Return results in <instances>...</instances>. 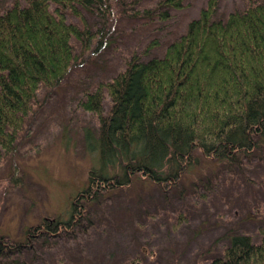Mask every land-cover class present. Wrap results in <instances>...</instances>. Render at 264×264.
Here are the masks:
<instances>
[{"label": "trees", "instance_id": "16d2710c", "mask_svg": "<svg viewBox=\"0 0 264 264\" xmlns=\"http://www.w3.org/2000/svg\"><path fill=\"white\" fill-rule=\"evenodd\" d=\"M218 1H208L163 57L142 60L158 45L152 41L128 57L116 76L85 94L80 107L98 119L97 136H87L98 164L89 169L67 220L44 217L24 232L23 242L0 234L1 253L73 234L84 224L88 203L137 182L170 192L198 163V154L240 165L264 145V2L249 0L243 11L222 20L215 19ZM113 2L15 0L0 11V161L13 151L39 90L58 87L78 56L107 43ZM189 5V0H160L135 14L168 21L171 10ZM66 11L81 18L83 28L68 22ZM86 13L100 17L103 26L94 31ZM73 39L81 44L78 56ZM259 231V242L248 233L234 234L223 254L204 264H264V226Z\"/></svg>", "mask_w": 264, "mask_h": 264}, {"label": "rangeland", "instance_id": "374dc122", "mask_svg": "<svg viewBox=\"0 0 264 264\" xmlns=\"http://www.w3.org/2000/svg\"><path fill=\"white\" fill-rule=\"evenodd\" d=\"M14 1L0 0V11ZM113 1L115 22L107 43L79 57L81 44L72 40L78 59L58 87L39 90L13 151L0 161V234L11 243L23 242L24 232L44 217L67 220L89 169L98 164L87 141L88 134L97 136L98 119L80 107L85 94L116 76L128 57L152 41L158 45L142 60L163 57L209 0H189L187 8L171 10L168 21L135 14L160 0H125V6ZM248 3L219 0L215 19L225 20ZM65 16L83 28L81 18L68 11ZM86 21L94 31L103 26L95 14L86 13ZM109 106L106 100V110ZM197 157L195 167L170 192L149 182L110 192L88 203L84 224L73 234L44 237L15 254L0 252V264H204L222 255L236 233L251 234L259 242L264 145L240 165Z\"/></svg>", "mask_w": 264, "mask_h": 264}]
</instances>
